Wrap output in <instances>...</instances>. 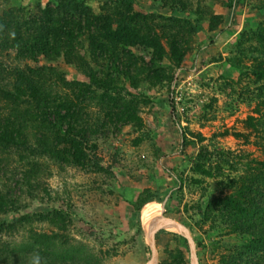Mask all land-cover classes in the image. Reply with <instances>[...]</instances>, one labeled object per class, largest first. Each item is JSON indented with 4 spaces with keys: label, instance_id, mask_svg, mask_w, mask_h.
I'll use <instances>...</instances> for the list:
<instances>
[{
    "label": "rangeland",
    "instance_id": "rangeland-1",
    "mask_svg": "<svg viewBox=\"0 0 264 264\" xmlns=\"http://www.w3.org/2000/svg\"><path fill=\"white\" fill-rule=\"evenodd\" d=\"M75 1L103 17L97 21L100 28L96 23L88 27L84 15L75 13L80 30L89 29L78 42L79 56L94 66L102 50L93 49L92 38L105 42L104 35L118 33L116 40L107 39L101 63L107 78L120 84L121 97L138 104L142 123L101 126L107 121L102 90L95 97L85 94L80 106L88 116L81 125L88 129L89 145L97 146L88 151L101 164L97 171L0 147V192L15 202V208L0 212V219L20 223L0 234L1 243L20 249L25 264L32 256L51 264H95L89 256L99 257V264H148L152 259L155 264H192L190 244L179 232L158 230L153 241L146 234L142 213L152 204L164 206L165 217L189 231L198 264H264L263 252L248 254V263L239 261L248 234L235 230L221 207L211 209L216 199L236 198L255 162L264 161V128L247 125L250 117L259 118L257 108L264 102V80L253 71L261 66L264 74V54L254 56L252 50L260 45L251 38L264 21V0H135V10L151 17L142 24L151 28L148 45L127 40V29L114 24L115 0ZM59 3L0 0V15L12 9L23 20L39 21L44 9H57ZM173 17L201 23L203 31L190 33ZM31 65L56 67L68 81L92 84L64 57L40 56ZM9 105L0 99L1 115ZM260 110L264 115V107ZM34 133L29 132L30 144L38 146ZM204 149L214 154L206 165L211 176L203 173ZM23 217L27 220L19 221ZM51 245L60 248L52 259Z\"/></svg>",
    "mask_w": 264,
    "mask_h": 264
},
{
    "label": "trees",
    "instance_id": "trees-1",
    "mask_svg": "<svg viewBox=\"0 0 264 264\" xmlns=\"http://www.w3.org/2000/svg\"><path fill=\"white\" fill-rule=\"evenodd\" d=\"M59 1L57 9L52 10L48 7L44 9L39 21L23 20L12 9L5 10L0 15V99L10 104V109H7L3 115L0 114V147L18 152H22L23 149L24 152L27 151L32 155L35 152L36 155H50L57 160L72 163L85 170H102L100 162L92 160L88 153L89 149L94 151L97 146L89 145L88 129L81 125L84 117L88 116L85 108L80 106L82 100L85 99V94L91 92L92 97H95L97 91L102 90L99 100L102 101L100 103L102 106L107 104L104 114L107 121L101 126H107L108 121L111 122L110 125H115L117 122L122 123L121 125L141 124L142 118L139 116L138 104H130L121 97L120 84L107 78V71L103 69V63H101V59L105 56L104 52L107 51V39L115 37L116 40L118 33L114 34L110 31L111 34L104 35L105 42L95 40L92 38L93 34H89L92 38L93 49L102 50L101 55L94 58V66H92L79 56L76 49L81 37L86 31L89 32V29L80 30V25L75 22V13L77 12L79 16L84 15L88 27L96 23L95 26L100 28L101 25L97 21L103 17H95L90 8L80 5L75 0ZM112 2L116 6L114 9L116 11L113 12L116 18L112 21L119 28L127 29V40L132 38L143 44L152 43L150 25L142 27V24L147 23L151 17L135 10L136 1L115 0ZM237 4L238 1L233 8H236ZM219 18L211 21V29L215 28L214 21ZM171 20L182 23L190 33L197 34L203 31L201 23L195 24L190 19L183 20L173 17ZM47 24H49L48 27L46 26L47 30H44ZM108 31L109 29L105 32ZM119 34L122 35V32ZM251 38H254V41L260 45L252 50L254 56L264 54V21ZM115 54L116 51L113 55ZM40 56L46 57L47 60L64 57L70 65L83 71L92 84L68 81L56 67L32 66L31 62H38ZM127 70H129L128 64ZM261 70V66L253 69L259 81L264 80V74L260 73ZM261 107H264V102L257 108L256 113L259 118L252 116L248 120V127L254 130L259 127L264 128V115L260 110ZM171 109L176 119L173 99ZM30 130L35 132L33 136L38 141V146L30 144L32 135L30 133L29 136ZM97 131L93 129V132ZM213 155L207 149L203 150V173L209 176H211V171L206 169V165L212 160ZM255 164L256 166L252 169L254 173L248 185L240 188L236 198L216 199L211 207L213 210L221 207L224 211L221 210V212L233 222L232 226L235 230L248 234L247 251L237 256L242 263H248L251 260L248 254L255 255L259 252L264 254V193L261 191L264 189V161L255 162ZM219 169L221 170L220 167ZM236 184V181L232 182V186ZM148 202L150 201L141 205L139 212ZM13 208H15V202L6 196L4 198L0 192V212ZM25 218L19 221L24 222L27 220ZM237 218L240 220L238 221ZM18 225H20L18 222L8 223L0 219V234L15 230ZM1 242L0 238V264H22L23 258L19 256L20 249H12L9 244ZM50 248L54 250L51 255L49 252V257L52 259L58 255V252L60 253V248L55 245H51ZM66 255L65 252V261L67 260ZM34 257L36 256L30 257V263L26 264H31ZM89 257L91 262L100 263L99 257ZM46 260L41 258L40 264H51Z\"/></svg>",
    "mask_w": 264,
    "mask_h": 264
},
{
    "label": "bare ground",
    "instance_id": "bare-ground-1",
    "mask_svg": "<svg viewBox=\"0 0 264 264\" xmlns=\"http://www.w3.org/2000/svg\"><path fill=\"white\" fill-rule=\"evenodd\" d=\"M160 209L156 205L148 204L144 207L142 213V226L146 234L150 237L152 233L164 229L170 232H176L172 225L160 221Z\"/></svg>",
    "mask_w": 264,
    "mask_h": 264
},
{
    "label": "water",
    "instance_id": "water-1",
    "mask_svg": "<svg viewBox=\"0 0 264 264\" xmlns=\"http://www.w3.org/2000/svg\"><path fill=\"white\" fill-rule=\"evenodd\" d=\"M160 221L163 223L172 225V227L177 232H179L189 242L190 247H191V262H192V264H198V259H197L196 249H195V243H194L193 239L190 237L189 231L183 225L179 224L174 219H170V218L165 217V207L164 206L161 207ZM156 232L152 233L150 236L152 241L154 239L153 237H154V234ZM155 263H156V260L152 259V261H150V263H148V264H155Z\"/></svg>",
    "mask_w": 264,
    "mask_h": 264
},
{
    "label": "clouds",
    "instance_id": "clouds-1",
    "mask_svg": "<svg viewBox=\"0 0 264 264\" xmlns=\"http://www.w3.org/2000/svg\"><path fill=\"white\" fill-rule=\"evenodd\" d=\"M31 264H40L39 257H38V256L34 257V258L32 259V261H31Z\"/></svg>",
    "mask_w": 264,
    "mask_h": 264
}]
</instances>
